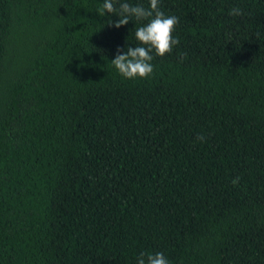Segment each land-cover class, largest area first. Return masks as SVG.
I'll list each match as a JSON object with an SVG mask.
<instances>
[{
  "label": "trees",
  "instance_id": "trees-1",
  "mask_svg": "<svg viewBox=\"0 0 264 264\" xmlns=\"http://www.w3.org/2000/svg\"><path fill=\"white\" fill-rule=\"evenodd\" d=\"M103 3L0 0V264H264V0H159L180 43L134 80L148 21Z\"/></svg>",
  "mask_w": 264,
  "mask_h": 264
},
{
  "label": "clouds",
  "instance_id": "clouds-1",
  "mask_svg": "<svg viewBox=\"0 0 264 264\" xmlns=\"http://www.w3.org/2000/svg\"><path fill=\"white\" fill-rule=\"evenodd\" d=\"M105 12L119 17L114 23L116 28L127 25L133 17L137 21H148L136 29L135 38L139 46L127 47L124 54H120L122 50L118 49L115 59L111 60L122 78L147 79L154 70L151 63L153 53L155 56L164 57L172 52L173 46L180 43L178 38L173 37L179 19L176 16H166L160 10L159 0H150V7L147 8L142 5L133 6L122 0H104L99 14L104 15ZM243 14V10L239 7H234L229 12L232 16ZM183 59H186V54L181 55V60ZM198 140L203 141L204 137L201 135ZM238 182V178L233 180V184ZM137 264H170V262L163 252L155 254L141 252L137 257Z\"/></svg>",
  "mask_w": 264,
  "mask_h": 264
}]
</instances>
